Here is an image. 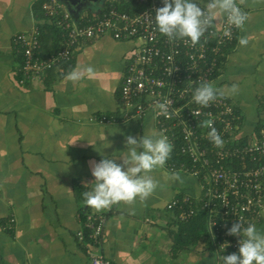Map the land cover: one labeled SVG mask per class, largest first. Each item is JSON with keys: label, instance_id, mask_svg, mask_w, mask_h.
Returning a JSON list of instances; mask_svg holds the SVG:
<instances>
[{"label": "crops", "instance_id": "1", "mask_svg": "<svg viewBox=\"0 0 264 264\" xmlns=\"http://www.w3.org/2000/svg\"><path fill=\"white\" fill-rule=\"evenodd\" d=\"M235 3L247 19L225 49L213 86L238 111V138L250 141L264 124V0ZM223 16L215 18L217 26ZM50 26L40 0H0V264H85L88 242L77 232L86 213L106 216L95 250L113 264H215L206 228L179 232L196 216L178 222L165 208L183 193L200 194L192 175L158 168L150 173L158 186L144 200L100 211L84 204L82 194L93 186L90 164L120 155L128 135L139 138L158 129L149 112L112 124L93 120L123 112L119 87L133 41L109 35L84 40L65 73L54 68L39 80L22 82L14 37L37 27L41 51L49 53L60 46ZM73 69L80 79H66ZM232 85L236 91L229 93ZM172 173L180 179L166 180ZM256 227L264 232V208Z\"/></svg>", "mask_w": 264, "mask_h": 264}, {"label": "built area", "instance_id": "2", "mask_svg": "<svg viewBox=\"0 0 264 264\" xmlns=\"http://www.w3.org/2000/svg\"><path fill=\"white\" fill-rule=\"evenodd\" d=\"M125 1L132 2L137 9L128 12L115 5ZM161 6L162 0H106L98 9L74 16L61 0H44L41 9L48 24L58 31L60 46L43 53L39 49L37 27L17 33L14 41L21 53L18 70L22 82L39 80L54 68L66 72L73 53L84 40L109 35L116 40L135 42L119 87L123 112L120 117L100 114L93 120L112 124L122 118H140L150 113L157 129L173 146L164 168L192 175L199 181L198 196L183 193L169 200L165 208L173 212L178 222H188L202 214L215 264H221V255L238 248L239 237L227 235V228L238 220L245 226L249 223L257 226L261 218L264 124L253 140L241 141L236 129L238 111L226 97L217 95L207 107L192 100L196 87L203 83L213 85L237 27L229 25L223 16L221 24L217 26L213 21L194 45L187 40H170L155 26L153 16ZM158 103L168 106V115L159 113ZM207 120H212V126L220 134L222 147L210 141L209 128L204 124ZM173 156L181 157L174 160ZM105 220L103 213L85 214L83 230L77 232L80 241L88 242L85 264H113L95 250ZM225 241L228 244L222 250Z\"/></svg>", "mask_w": 264, "mask_h": 264}, {"label": "clouds", "instance_id": "3", "mask_svg": "<svg viewBox=\"0 0 264 264\" xmlns=\"http://www.w3.org/2000/svg\"><path fill=\"white\" fill-rule=\"evenodd\" d=\"M203 3V7L201 6ZM163 6L155 11L154 22L159 33L171 39L187 40L196 44L203 33L213 23L218 15L226 16L227 23L237 28L242 27L247 19V13L235 3V0H162ZM226 36L229 32L224 33ZM246 38H241V45L247 44ZM81 73L73 69L66 79L78 80ZM232 85L229 93L236 91ZM225 95L221 89H216L210 83H203L195 88L192 100L204 107L217 98ZM159 113L168 115L165 103L156 105ZM204 124L209 128L207 133L210 141L216 147L223 146V140L212 120ZM125 150L118 156H104L98 162L90 164L91 175L94 177L92 188L83 192L84 204L96 211L107 209L118 202H132L134 199H146L158 186L150 173L163 168L169 159L172 144L162 132L151 129L139 138L128 135L125 140ZM119 158L120 162H117ZM166 180H179L177 173L165 176ZM227 235L239 237L237 251L221 255V264H264V232L255 224L243 225L240 220L227 228ZM225 241L222 250L227 246Z\"/></svg>", "mask_w": 264, "mask_h": 264}, {"label": "trees", "instance_id": "4", "mask_svg": "<svg viewBox=\"0 0 264 264\" xmlns=\"http://www.w3.org/2000/svg\"><path fill=\"white\" fill-rule=\"evenodd\" d=\"M44 0H40V7H41V3L43 2ZM115 5L118 7V9H121V10H125V11H128V12H131V11H134L137 9V7H135L132 2L130 1H125V2H115ZM49 28V27H48ZM51 29V30H50ZM50 29H49V34L52 36V37H56L57 35H59L58 31L52 26H50ZM41 50V47L39 48ZM21 54V53H20ZM73 56V55H72ZM72 59V57H71ZM71 59L69 61V64L67 66H70L71 64ZM20 60H21V55H20ZM66 66V68H67ZM65 73V72H64ZM63 74V73H62ZM181 156H173V159L174 160H178ZM77 189V188H76ZM85 217V216H84ZM84 220V218H83ZM84 223V221H83ZM184 225V226H182ZM182 227L179 228V232H184L186 231L187 233H191V232H200V231H204V217L202 214H199L195 217V219H193L192 221H190L189 223H185V224H181ZM84 235L86 236V233H87V230L84 229Z\"/></svg>", "mask_w": 264, "mask_h": 264}, {"label": "rangeland", "instance_id": "5", "mask_svg": "<svg viewBox=\"0 0 264 264\" xmlns=\"http://www.w3.org/2000/svg\"><path fill=\"white\" fill-rule=\"evenodd\" d=\"M104 2V0H99V1H97V2H86V3H84L81 7H79V8H74V9H72V8H69L66 4H65V6L67 7V9L72 13V14H77V12H81V11H83V10H86L87 8H89V7H94V6H100L102 3Z\"/></svg>", "mask_w": 264, "mask_h": 264}, {"label": "water", "instance_id": "6", "mask_svg": "<svg viewBox=\"0 0 264 264\" xmlns=\"http://www.w3.org/2000/svg\"><path fill=\"white\" fill-rule=\"evenodd\" d=\"M64 2L69 8H79L86 2H97L99 0H61Z\"/></svg>", "mask_w": 264, "mask_h": 264}]
</instances>
